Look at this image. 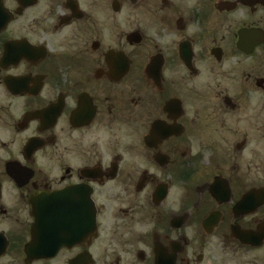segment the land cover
<instances>
[{
	"label": "flooded vegetation",
	"instance_id": "obj_1",
	"mask_svg": "<svg viewBox=\"0 0 264 264\" xmlns=\"http://www.w3.org/2000/svg\"><path fill=\"white\" fill-rule=\"evenodd\" d=\"M261 231L264 0H0V264H264Z\"/></svg>",
	"mask_w": 264,
	"mask_h": 264
},
{
	"label": "water",
	"instance_id": "obj_2",
	"mask_svg": "<svg viewBox=\"0 0 264 264\" xmlns=\"http://www.w3.org/2000/svg\"><path fill=\"white\" fill-rule=\"evenodd\" d=\"M259 236H260V240H261L264 237V232L263 231L259 232Z\"/></svg>",
	"mask_w": 264,
	"mask_h": 264
},
{
	"label": "rangeland",
	"instance_id": "obj_3",
	"mask_svg": "<svg viewBox=\"0 0 264 264\" xmlns=\"http://www.w3.org/2000/svg\"><path fill=\"white\" fill-rule=\"evenodd\" d=\"M219 254V253H218Z\"/></svg>",
	"mask_w": 264,
	"mask_h": 264
}]
</instances>
